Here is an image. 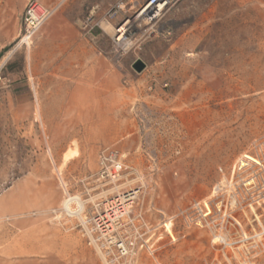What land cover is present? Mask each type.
Returning a JSON list of instances; mask_svg holds the SVG:
<instances>
[{"label":"rangeland","instance_id":"374dc122","mask_svg":"<svg viewBox=\"0 0 264 264\" xmlns=\"http://www.w3.org/2000/svg\"><path fill=\"white\" fill-rule=\"evenodd\" d=\"M142 1L68 0L28 47H17L20 16L8 19L0 196L7 208L27 196L30 246L68 238L71 253L0 264H105L60 214L69 197L86 202L90 218L116 196L99 178L105 151L124 164L120 192L139 191L117 232L127 255L111 246L110 264H264V171L236 168L243 154L264 161V0H175L151 24L136 23L123 51L104 21L117 28ZM85 69L87 86H75ZM196 203L213 209L211 222L195 224ZM7 217L0 223L16 243L20 215Z\"/></svg>","mask_w":264,"mask_h":264},{"label":"built area","instance_id":"2783aa9c","mask_svg":"<svg viewBox=\"0 0 264 264\" xmlns=\"http://www.w3.org/2000/svg\"><path fill=\"white\" fill-rule=\"evenodd\" d=\"M67 1L68 0H28L21 18V28L17 39V45L20 44V46L25 47L30 46L40 28ZM174 1L175 0H143L142 2H136L134 6L135 13L136 15H138L140 13L152 12L155 16L158 15L157 18H159L163 12L162 10H159V8L161 6L166 8ZM119 7L117 8V10L113 11L112 16L122 11L123 8ZM114 29L116 30V32L114 33V35L110 36V38L112 42L122 50L124 44L129 41L130 35L117 32L118 28ZM100 164L102 166L99 174L100 180L109 183H115L116 181H118V179L120 178V173H122V171L124 170V164L120 160L117 152H103ZM138 192L139 191L136 189H129L122 192L121 195H117L110 200H105L101 204V207L100 205L94 207L95 214L93 213L90 218H88L87 212L84 209L83 220L85 221L84 224H86V228L76 216H70V214L64 209L63 205L60 214L66 216L71 220H76L81 226V230L87 237L89 242L90 238L86 233V229L88 228L90 235L99 240L98 243L100 244L102 249L106 248L107 253L110 254L111 246H115L117 247V249L121 250V255L124 256L126 255L124 254L125 251H123V247L125 244L120 238H118L119 236L117 232L122 226V219L125 218L128 212H130V208L135 203ZM68 199H75V197H69ZM70 206L72 207V210L70 212L78 211L75 202H73ZM206 206L209 208V211ZM194 208L197 215L199 216L195 220V224L197 226H202L203 224H208L212 221L211 213L213 209L211 210V207L207 203H196L194 205ZM217 211L220 212V207L218 206Z\"/></svg>","mask_w":264,"mask_h":264},{"label":"crops","instance_id":"0c3cea01","mask_svg":"<svg viewBox=\"0 0 264 264\" xmlns=\"http://www.w3.org/2000/svg\"><path fill=\"white\" fill-rule=\"evenodd\" d=\"M14 1H17L18 8H16L15 11H12V3H14ZM0 2V53H2L3 50L6 49L13 40L12 37L5 38L7 35L6 32L10 29L7 21L13 16H20L21 24L22 14L28 0H0ZM18 36L19 35H17L16 37L17 39ZM78 53L79 55H84L85 60L87 59V55L89 56L88 59H91V50L87 48L79 49ZM79 75L81 76V78L80 80H75V86H87V70L85 69L84 73ZM9 199V196H0V206H2L0 207V216L5 217L4 220H8V215H20L19 222L15 224V227L20 232V234L18 236L19 240L16 239V243H13L12 240H10L11 235L9 232L12 230L9 226L10 224L5 222L0 223V231L4 232L0 235V262L7 263L12 260V257H16L20 259L21 263H24L26 261L25 258L29 255L47 254L46 252L50 250H54L56 254L60 255V258H63L67 256V254L71 253V242L68 238H59L58 240L43 239V245L40 244L36 248H34L32 245L30 246L28 235V198L27 196L23 195L19 202L20 204L11 206L9 208L3 207V205H5ZM51 246L53 248L50 249Z\"/></svg>","mask_w":264,"mask_h":264},{"label":"bare ground","instance_id":"6f19581e","mask_svg":"<svg viewBox=\"0 0 264 264\" xmlns=\"http://www.w3.org/2000/svg\"><path fill=\"white\" fill-rule=\"evenodd\" d=\"M119 8H123V5H120V7ZM159 10H162V11H164L165 10V8L163 7V6H161L160 8H159ZM158 16V15H157ZM157 16H155L152 12H147V13H140V14H138V15H136L133 19H131V20H128V19H125L117 28H118V30H117V32H120V33H125L126 35H130V33H131V31H132V29L134 28V26H135V24L136 23H138V22H142V23H147V24H151L152 22H154L155 20H156V18H157ZM104 24H107L106 25V27H105V25H104V27H105V29L106 30H109V32L111 33L110 34V36H112V35H114V33L116 32V30L113 28V27H111L106 21H104ZM134 44H133V41H131L130 39H129V41L126 43V44H124V46L122 47V50L124 51H127L128 49H130L132 46H133ZM20 46V44L19 45H17V47H19ZM28 47V46H27ZM13 51H14V49L12 50V51H10L9 53H8V55H10V54H12L13 53ZM7 58V57H6ZM74 157V154L72 153V152H68V153H66L65 155H64V158H63V165H65L71 158H73ZM241 169H240V168ZM236 168H238V169H240V170H244V171H246V170H249V169H252V170H258V169H262L263 171H264V161H262V159H260V158H254V157H252V156H250V155H248V154H243L242 156H241V158L238 160V164H237V166H236ZM250 180H252L253 182H255V180L252 178V179H250ZM115 184H116V182H115ZM114 184V188H112L109 192H112V193H114V192H116V196L117 195H121V192H120V188H119V186H117V185H115ZM247 185H249V183L247 184ZM106 194L104 193L103 194V196H105ZM94 199L95 198H91V202H93L94 203ZM137 200V199H136ZM73 202H75V205H76V207L78 208L77 210L78 211H74V212H70L71 210H72V207L70 206ZM85 204H86V202H84V201H82L81 199H79L78 197H75V199H68V200H66V201H64L63 202V207H64V209L70 214V216H76L81 222H82V224L84 225V227L86 228V224H84L85 223V221L83 220L84 219V215H83V211H84V209H85ZM207 207V206H206ZM208 208V207H207ZM132 209V207L130 208V210ZM251 209H253V207L251 206ZM208 211H209V208H208ZM129 214V212L127 213V215ZM83 215V216H82ZM125 216V217H127V218H129V216ZM123 221L124 222H126L125 221V218H123ZM171 226H172V224H171ZM88 228V227H87ZM163 228H164V224H163ZM164 231H165V229H164ZM86 233L89 235V238H90V242H91V244L94 246V248L97 250V252L100 254V256L102 257V259H103V261H104V263L105 264H110L109 263V261H108V259H107V256H108V254L109 253H107V252H103L102 251V249H101V246H100V244L98 243L99 242V240H97V239H95L94 237H92L91 235H90V233H89V228L88 229H86ZM166 233V232H165ZM167 234V233H166ZM167 235H169V234H167ZM170 236V235H169ZM171 237V236H170ZM174 237V236H173ZM173 237H171L172 238V240H175ZM216 238H215V240L214 241H216V240H221V238H222V236L221 235H217V236H215ZM219 238V239H218ZM223 240H225L224 238L222 239V241ZM132 245V244H131ZM123 247V246H122ZM123 251H125V253L124 254H126L127 255V251H126V247H125V245H124V247H123ZM125 255V256H126Z\"/></svg>","mask_w":264,"mask_h":264},{"label":"water","instance_id":"95a60500","mask_svg":"<svg viewBox=\"0 0 264 264\" xmlns=\"http://www.w3.org/2000/svg\"><path fill=\"white\" fill-rule=\"evenodd\" d=\"M145 67V64L141 60H136L132 65V68L136 73H141Z\"/></svg>","mask_w":264,"mask_h":264}]
</instances>
